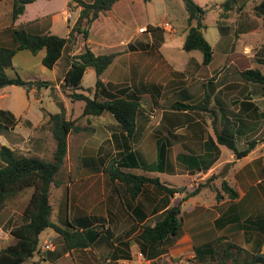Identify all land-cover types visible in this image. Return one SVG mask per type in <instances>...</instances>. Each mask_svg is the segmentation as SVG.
<instances>
[{"label":"crops","instance_id":"1","mask_svg":"<svg viewBox=\"0 0 264 264\" xmlns=\"http://www.w3.org/2000/svg\"><path fill=\"white\" fill-rule=\"evenodd\" d=\"M11 1L0 0V43H12L10 35L5 30L10 26H24L37 33H52L66 37L79 15V8L74 3L70 7L68 6L69 0H34L27 3L23 13L12 22ZM248 1L234 0L228 4L222 14L219 12V18L215 21V25L218 27L217 22L220 21L221 26H224V32L219 30L222 36L232 38L236 35L250 36L257 29H262L261 18L252 11L253 5L261 0H250L251 3ZM144 2V0L116 1L111 9L100 13L91 23L86 38L82 34L75 33L74 41L65 47L63 54L51 69L46 68L41 62L45 54L44 49L36 54L30 53L28 50H19L12 58L13 69H7V73L12 74L13 72L14 74L18 73L17 71H23L26 75L24 79L47 81L48 84L43 86L45 91L50 90V93H39V100L42 101L41 97L48 94L49 107L55 105L57 109L59 108L56 111L53 108L43 106L39 109H32L28 104L24 116L17 117L18 114L14 113L15 111L12 109L0 107V109L12 112L17 119L15 126L10 130L14 136L22 137L23 142L30 141V147L29 149L26 148L28 152L25 156L43 158L41 154H44L47 148L52 153L55 143L51 131L45 125L47 122L45 112L54 113L60 110L61 104L56 100L59 96L55 91L67 97V91L63 89L62 84L64 74L70 66V56L80 53L84 47H89L95 54L119 52L101 75V79L110 91L115 92L118 88L126 86L129 92H135L142 89L143 85H158V88H153L150 93L139 94L144 102V110L136 118L135 131L130 144L125 138V133L111 115L108 116L103 113L96 117H84L81 116L83 101L75 109V101L69 99V103H67L66 100H60L63 103L66 117L76 119L77 123L79 118H83L88 123L90 131L88 137H96L97 142L89 146L87 139H85L75 142L74 146H71V136L81 137L82 131L68 134L63 178L61 183L51 190V205L53 189L58 188L60 190V193L55 197L54 205H52L51 219L58 226L65 228L68 221L78 226L79 220L84 221V218H87L89 219L86 221L87 224L91 220L93 225H101L98 228L101 233L90 246L68 250L62 236L53 228H46L40 234V250L21 264H101L102 258L105 261L104 264H155L159 259L167 257L179 258L171 264H196L195 261H192L194 246L212 240L211 235L212 238L224 236L247 249L256 247L258 239L256 231L231 230L224 225L218 228L215 221L219 218L221 220L224 217H229L231 213L235 214L236 217H241L242 220L264 214V212H256L255 208L256 204L264 205V195L258 187L262 180L259 177V169L264 163L261 159L264 142H258L247 155L236 158L230 149L228 152L224 151L223 147L225 146L216 144V147H213L207 143L210 138L215 140V135L208 130L206 123L209 122V117L205 111H200V114L192 119L186 116V114L192 115L190 110L178 112L171 108L172 103L177 99H182L185 103H193V101L202 98L206 92L210 93L212 89V100L209 105L218 113L215 120L217 127L222 121L221 113L223 109H226V115L230 119L236 120L239 130L238 138L240 139L237 145L239 149H242L245 146V139L253 138L262 129V120L252 117L247 112H242V115L239 116V112H241L239 106L233 102V98L239 97L237 99L241 100L244 96H249V87L243 82L241 85L217 82L215 75L223 66L211 72L210 66L213 63L215 53L213 48L212 60L205 67L201 65L202 56L200 61L191 57L182 70H176L165 65L159 69L158 72L161 75L158 76L156 71L152 72L153 69L151 68L149 75L151 77L157 75L161 78L157 80L145 78L142 71L145 66L152 64L149 60V54L168 46V41L175 34L180 33L179 36H182V33L183 35L186 34V29L176 26L168 30L163 24H145L143 15L137 14L144 10ZM214 4L217 6V3ZM207 7L209 11L211 8ZM117 10L122 11V13H116V17L115 12ZM203 23L206 27L205 19ZM148 25L158 29L146 30ZM129 27L132 28L129 30ZM130 43L135 44L134 50L128 49ZM229 54L230 52L226 53L224 63ZM16 59L18 60L17 63ZM18 63H22L23 68ZM90 70L93 69L87 68L85 73ZM209 78H212V84L208 83ZM9 86L0 89V98L6 95L3 89ZM240 94L243 97H240ZM250 97L264 112V101L262 106L260 98L255 95H250ZM152 114L156 115L154 120ZM237 114L239 115L237 116ZM78 125L80 124L78 123ZM81 128L86 129L85 126H81ZM1 138L6 142H2L3 145L17 152L18 142L8 141L0 135ZM128 148L135 153V156H128L125 165H132L133 170L138 173L157 176L169 186L179 188L187 186L192 176L202 174L199 179L205 178L208 174H212L228 163L229 167L221 176V180H226L237 191L238 196L235 199H230L221 191L222 197L219 201L214 199V201L200 203L203 190H199L195 195L185 197L182 203L190 202L193 197L197 198L194 200L195 204H191L185 210V215L189 216L188 220H191L190 225L187 229H182L181 235L166 253L150 259L145 258L139 251L137 244L132 242L129 247L130 258H115L117 256H113L110 241L113 240L114 245H119V241L131 239L137 232L138 226L135 224L138 221L131 217L135 206L140 205L141 209L148 207L147 209L150 210L140 222L141 224H153L162 212V210L157 212L152 210L160 198L154 193L152 186H146L139 196L131 199L124 185L119 181L112 182L105 172L114 158L117 159L114 164H123L124 160L121 158V154L125 153L124 150ZM161 148H165L168 153L166 171H159L156 168ZM182 154L188 156L184 160L186 162L191 156L203 155H207L206 161H208L210 154L213 161L206 171L200 170L192 173L187 166L177 159V155ZM163 174L183 177L184 180L179 186L175 179H165ZM64 175L67 178H64ZM22 191L9 198L0 212V248L15 241L9 230L20 221L32 189L23 199L20 197ZM176 193L177 196H185V191ZM175 196L170 197L168 206L175 204ZM211 197L214 198L215 196L212 194ZM47 240L53 243L52 249L42 248V243ZM261 251L264 252V238L261 243Z\"/></svg>","mask_w":264,"mask_h":264},{"label":"trees","instance_id":"2","mask_svg":"<svg viewBox=\"0 0 264 264\" xmlns=\"http://www.w3.org/2000/svg\"><path fill=\"white\" fill-rule=\"evenodd\" d=\"M32 1L34 0L11 1L12 22L23 13L25 5ZM116 1L118 0H69L68 6L70 7L71 3H74L79 8V15L66 37L52 33H37L24 26L7 27L5 30L10 35L12 43H0V89L9 85H18L28 91L35 87L47 85V81L27 80L20 77L17 73H7V69H13L12 58L15 53L19 50H28L30 53L36 54L44 49L45 54L41 62L46 68L51 69L63 54L65 47L74 41L75 33L82 34L86 38L88 27L91 23L100 13L111 9ZM144 1L147 2L149 0ZM182 1L186 11V34L182 49L200 51L202 56L201 65L205 67L212 60L213 50L198 28L205 27L203 20L208 12V7L199 5L194 0ZM233 1L228 0V2H225L224 8L226 9L228 4ZM252 11L257 17L261 18L264 31V0L255 3ZM217 25L221 32L225 31L220 21L217 22ZM154 29L158 28L150 25L146 27V30L153 31ZM131 47L132 43L128 45V49ZM117 54L119 52L95 54L89 47H84L80 53L70 56V66L64 74L62 87L67 91V97L71 101H83L81 116L96 117L105 112L109 113L119 124L125 133L126 140L130 144L135 131L136 118L144 110V102L139 94L150 93L153 88H158V85H143L142 89H138L135 92H129L126 86L118 88L115 92L110 91L101 79V75ZM231 56L232 54L230 53L227 61ZM89 67L95 73L94 91L89 88L85 89L81 85L85 70ZM238 74L241 81L252 84L254 87V90L249 89L248 93L250 95L261 94L264 96V72L260 68L247 67L240 70ZM207 81L210 84L213 83L212 78ZM212 91L211 89L210 93L206 92L202 98L193 101V103H185L182 99H177L172 103L171 108L178 112L190 110L192 115L186 114V116L192 119L197 113L200 114V111H210V116L206 115L211 119L210 123L215 140L210 138L207 143L213 147H216V144L223 145L230 149L236 158H241L253 150L258 142H264V134L259 139L246 138L245 146L239 149L237 145V140L239 139L237 123L235 119H230L226 115V109H223L221 113L222 121L220 126L217 127L215 120L218 113L209 105L212 100ZM250 95L244 96L241 100L237 98L233 100L234 104H238L239 111H241L239 112L240 115L237 114V116H241L242 112H247L252 117L262 120L264 127V112L251 100ZM45 116H47L46 125L51 131L55 143L50 160L37 156L19 155L8 146L0 144V212L9 198L27 187L32 188V193L22 211L20 221L9 230L15 241L0 248V264H21L31 258L40 250V234L46 228H53L58 232L62 236L65 247L68 250L90 246L101 233L98 229V226L101 225L97 224L95 226L91 223V220L87 224L86 221L89 220L87 218H84V221L79 220L78 226L68 221L65 228L58 226L51 219V190L53 187L58 186L63 178L61 176L67 153V136L69 133L83 131L84 128L78 125L76 119L66 117L62 105H60L58 112H45ZM16 122L17 119L12 112L0 109V135L10 131ZM124 152L121 154V158L124 160L123 164H114L117 161L114 158L105 170L109 179L112 182H121L131 199L139 196L146 186H152L154 193L160 196L156 201V206L152 207L151 205L152 210L153 212L162 210V212L153 224H141L140 222L150 210L147 209L148 207L141 209L140 205L135 206L131 217L138 221L135 224L138 226L136 234L131 239L119 241V245H114L113 240L110 241L111 251H113L114 257L117 256L115 258L128 259L130 258L129 247L132 242H135L143 256L150 259L166 253L168 248L182 233L180 206L179 204L168 205L170 197L176 192L183 191L184 187L169 186L157 176L134 171L132 165H125L124 163L128 160V156L134 157L135 153L130 148L125 149ZM167 154L165 148H161L159 151L156 165L159 171L167 170ZM212 155H209L208 161H206L207 155L191 156L187 162L184 160L188 156L183 154L177 155V159L187 166L190 172L194 173L200 170L206 171L212 164ZM262 169L264 170V166ZM212 178L213 174L207 180ZM258 187L264 195V177L259 182ZM220 189L230 199H235L238 196L237 191L224 179L220 182ZM198 191L199 189L196 188L185 197L195 195ZM220 192L215 194L216 201H219L222 197ZM215 225L218 228L221 225L228 226L231 230L256 231L258 233L256 247L247 249L224 236H219L194 246V258L192 261H195L196 264H264V252L261 251V243L264 238V214L242 220L241 217H236L235 214L231 213L229 217H224L221 220L220 218L217 219ZM129 231L131 230L129 229Z\"/></svg>","mask_w":264,"mask_h":264},{"label":"rangeland","instance_id":"3","mask_svg":"<svg viewBox=\"0 0 264 264\" xmlns=\"http://www.w3.org/2000/svg\"><path fill=\"white\" fill-rule=\"evenodd\" d=\"M196 3L199 5H207L211 9L208 11L209 13L206 15L205 21H206V27L204 29H200L201 32L203 33V36L206 38V40L210 43L214 50V60L213 63L210 66L211 72H214L216 69H218L220 66H223L220 71L215 75L217 76V82H222V83H236L237 85H241L243 81L240 80L239 77V71L247 68V67H258L264 72V31L262 29H257L253 35L250 36H235L234 38L228 37V36H222L220 34L219 28L215 25V21L217 18H219L218 14L219 12H224L226 10L224 8L223 2L226 0H194ZM258 1V0H257ZM228 2V1H226ZM251 3V1H248ZM217 3V6L214 4ZM72 4V3H71ZM222 4V5H221ZM145 8L141 12L139 11L137 14L143 15V19L145 20V24H151V25H162L164 23H168L170 26V29L172 27L176 26H181L183 29L185 27L186 23V11L183 7V1L182 0H149L148 2H144ZM122 13V11L117 10L115 12V15L117 17V14ZM224 25V24H223ZM118 27V24H117ZM132 27H129V30ZM180 34V33H179ZM179 34H175L173 38H171L168 41V46L162 47L159 49L157 52L154 51L149 54V60H151L152 64L149 66H145L144 70L142 71L145 78L148 80H157L161 77H158L161 75L158 71L160 68L163 66H171L173 69L176 70H182L185 67V64L189 61V59L192 57L193 59H198L200 61L201 59V53L198 50H192V51H186L181 48L182 42L184 35L182 33V36ZM228 37V38H227ZM131 46V45H130ZM131 50L135 49V44L132 45L130 48ZM227 52H230L232 56L230 59L224 63L225 61V55ZM16 63L18 60H15ZM147 62V60H146ZM224 64V65H223ZM21 68H23L22 63H18ZM157 66V67H155ZM155 67V68H154ZM153 69L152 72L157 73L155 77H151L149 75L150 69ZM18 75L22 78H25V73L23 71H17ZM13 74V72H12ZM245 83V82H243ZM247 84V83H246ZM83 88H89L91 91H94V85H95V73L93 70H90L85 73L82 79L81 83ZM249 89L254 90V87L252 84H247ZM228 90V89H226ZM3 92L6 93L5 96H2L0 98V107L3 108H10L14 113L18 114V116H24L25 111H26V106L29 104L32 109L37 108L39 109L41 106L45 108H53L55 111L58 110L57 107L54 105L53 107H49L48 105V94L44 95L41 97L42 101L39 100L40 97H38V94H44V93H50V90L45 91L44 86H39L35 87L33 89H30L26 91L25 88L22 86L18 85H11L5 89H3ZM59 97H57V101L62 105L63 103L61 101L66 100L67 103H69V98L64 97L60 92L55 91ZM66 95V94H65ZM257 98H260L261 104L263 106V99L264 96L261 94H254ZM240 97H243L241 94L239 95ZM239 98V97H237ZM63 99V100H62ZM61 100V101H60ZM234 100V98H233ZM75 106L74 108L76 109L78 106L82 103V101H75ZM233 104V102H232ZM234 105V104H233ZM212 107V106H211ZM264 107V106H263ZM197 113V112H196ZM106 115L110 116L109 113L105 112ZM198 114V113H197ZM196 114V115H197ZM208 116H210V111L206 112ZM153 115V120L156 115ZM195 115V116H196ZM16 118V117H15ZM208 121L206 124L208 125V130L210 133L213 134V129L211 127V119L208 118ZM78 123L81 126H85L86 129H84L80 135L81 137L75 138V136H71L70 138V145L74 146L75 142H80L81 140L87 139L88 145L92 146L97 142L96 137H92L88 135L90 134L88 123L83 120V118H79ZM46 125V124H45ZM43 125V127H45ZM261 130L254 135V139H259L263 136L264 134V127L263 124L261 126ZM260 129V128H259ZM6 140L12 141V142H18L19 146H17V152H15L19 155H26L29 149L30 141L28 140L27 142H23V138H19L14 136V133L11 131H8L7 133L2 135ZM252 138V137H251ZM2 142L6 143L3 138L0 139V144ZM240 142V139L237 140V143ZM19 147V148H18ZM27 148V149H26ZM225 152H228V148L223 147ZM30 152V151H29ZM51 151L49 148L46 149L44 154H41L43 156V159L50 160L52 158ZM264 158V150L263 154L261 156V159L263 160ZM264 166V163L262 167ZM229 167V164L226 163L224 166H222L220 169H218L215 172H212L213 178L210 180H207L208 177L212 174H208V176H205V178H200L202 177V174L197 175V176H192L190 179V188L187 189L186 185L184 187L185 191V196L193 191L194 189L198 188L199 190H203L202 197L200 199L201 202H210L214 201L215 197L212 198L211 195L215 194L217 192L222 191L220 189V181H221V176L225 174L227 168ZM259 177L263 179L264 177V170L261 168L259 169ZM73 172V171H72ZM205 174V173H204ZM163 178L168 179V180H173L175 179L177 184L180 186V184L183 182L184 178L182 177H173L171 175L163 174ZM63 177V176H61ZM64 178H67L66 175H64ZM180 180V181H178ZM207 181V182H206ZM31 187L25 188L22 193L20 194L21 199H23L26 195L29 194V191L31 190ZM205 189V191H204ZM60 190L58 188H54L52 191V205L53 202H55V197L60 193ZM182 192V191H179ZM185 196H176L174 199L175 204H179L182 210V229H187L190 225L189 216L185 215V210L191 205L195 204L194 200L197 199L196 197H193L190 202L182 203ZM263 204H256V212H264V205ZM23 206V204H22ZM212 218V217H211ZM100 228V226H98ZM136 234V233H135ZM134 234V235H135ZM229 237V236H228ZM211 239H214L215 237L212 238V235L210 236ZM179 258L175 257V259L167 257L163 259H159L155 264H171ZM104 264L105 261H103V258L100 260Z\"/></svg>","mask_w":264,"mask_h":264},{"label":"built area","instance_id":"4","mask_svg":"<svg viewBox=\"0 0 264 264\" xmlns=\"http://www.w3.org/2000/svg\"><path fill=\"white\" fill-rule=\"evenodd\" d=\"M163 25H164V27L166 29H168V30L170 29V26L167 27L169 25L168 23H164ZM140 30H142V29H140ZM186 187H187V189H189L190 188V184H188ZM175 195L177 196V193H174L173 196H175ZM41 246H42L43 249H52L53 248V243L50 240H47V241L43 242Z\"/></svg>","mask_w":264,"mask_h":264},{"label":"water","instance_id":"5","mask_svg":"<svg viewBox=\"0 0 264 264\" xmlns=\"http://www.w3.org/2000/svg\"><path fill=\"white\" fill-rule=\"evenodd\" d=\"M198 30L200 31V28H198Z\"/></svg>","mask_w":264,"mask_h":264}]
</instances>
